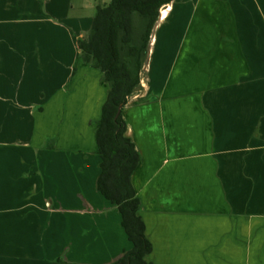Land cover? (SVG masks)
Masks as SVG:
<instances>
[{
  "label": "crops",
  "instance_id": "crops-1",
  "mask_svg": "<svg viewBox=\"0 0 264 264\" xmlns=\"http://www.w3.org/2000/svg\"><path fill=\"white\" fill-rule=\"evenodd\" d=\"M166 7L150 36L147 88L121 111L141 155L132 184L152 244L146 259L264 264V0H172ZM39 27L55 33L60 25L43 14L0 19V31L12 34ZM88 28L73 29L76 52L65 61L51 33L41 40L0 34V110L30 111L26 144L42 160L25 179L46 176L33 177L42 195L36 200L69 224L68 240L52 244L43 264L58 257L111 264L131 248L117 208L96 190L95 132L108 85L99 70L75 66L76 39ZM52 158L60 166L50 175Z\"/></svg>",
  "mask_w": 264,
  "mask_h": 264
},
{
  "label": "trees",
  "instance_id": "trees-1",
  "mask_svg": "<svg viewBox=\"0 0 264 264\" xmlns=\"http://www.w3.org/2000/svg\"><path fill=\"white\" fill-rule=\"evenodd\" d=\"M172 0H110L97 6L85 38H77L75 60L102 74L108 92L101 107L95 132L100 172L96 190L115 206L131 248L111 264H150L146 257L152 244L139 214L141 202L132 176L141 161L135 143L127 135L122 108L140 86L150 43V35L160 10ZM74 66V68H75ZM52 264L73 263L62 257Z\"/></svg>",
  "mask_w": 264,
  "mask_h": 264
},
{
  "label": "rangeland",
  "instance_id": "rangeland-1",
  "mask_svg": "<svg viewBox=\"0 0 264 264\" xmlns=\"http://www.w3.org/2000/svg\"><path fill=\"white\" fill-rule=\"evenodd\" d=\"M109 1L0 0V19L43 14L52 17L60 25L59 30H54L55 33L46 31L45 27H39L38 29L20 28L15 30L14 34L12 30L5 29L6 31H0V34L4 33L2 38L12 36V38L41 40L51 33L55 39H60L56 55L59 54L65 61L76 52L71 40L73 29H78L85 22L90 28L91 18L97 6L107 4ZM165 9L168 10L169 7ZM30 49L35 52L34 49L37 48ZM40 50L43 51V48ZM37 55L44 56L43 53ZM147 84L144 79L128 100L132 102L141 96ZM29 114L30 111L23 108L0 110V264H43L41 255L48 253L52 244L59 245L69 238L67 232L69 224L64 216L42 212L40 201L36 200L42 198V195L40 185L38 190L36 189V183L39 184L40 181L37 182L33 177L46 178V176L35 170L36 176L32 174L30 180L25 179L29 171L33 168L37 169L42 162L32 153V148L29 149L30 144H26L31 139L34 125L33 117ZM49 162L51 165L47 168V172L51 175L55 172L54 168L58 169L60 164L53 158L46 160L47 165ZM61 192L65 200H73L72 190L63 187ZM26 200L36 201L25 205Z\"/></svg>",
  "mask_w": 264,
  "mask_h": 264
},
{
  "label": "water",
  "instance_id": "water-1",
  "mask_svg": "<svg viewBox=\"0 0 264 264\" xmlns=\"http://www.w3.org/2000/svg\"><path fill=\"white\" fill-rule=\"evenodd\" d=\"M159 18H160V15L158 16V19H157V21L155 22V24H154V26H153V28H152L151 35H152V33H153V31H154V29H155V27H156V25H157V23H158V21H159ZM151 35H150V36H151Z\"/></svg>",
  "mask_w": 264,
  "mask_h": 264
},
{
  "label": "bare ground",
  "instance_id": "bare-ground-1",
  "mask_svg": "<svg viewBox=\"0 0 264 264\" xmlns=\"http://www.w3.org/2000/svg\"><path fill=\"white\" fill-rule=\"evenodd\" d=\"M165 10H166L165 8H162V9H161V15H162V16H165V12H166Z\"/></svg>",
  "mask_w": 264,
  "mask_h": 264
}]
</instances>
